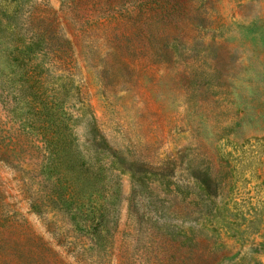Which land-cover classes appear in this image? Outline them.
Returning a JSON list of instances; mask_svg holds the SVG:
<instances>
[{"label":"rangeland","instance_id":"rangeland-1","mask_svg":"<svg viewBox=\"0 0 264 264\" xmlns=\"http://www.w3.org/2000/svg\"><path fill=\"white\" fill-rule=\"evenodd\" d=\"M0 264H264V0H0Z\"/></svg>","mask_w":264,"mask_h":264}]
</instances>
